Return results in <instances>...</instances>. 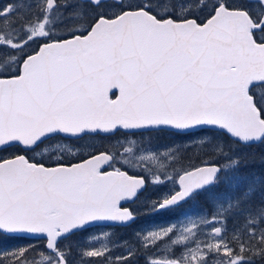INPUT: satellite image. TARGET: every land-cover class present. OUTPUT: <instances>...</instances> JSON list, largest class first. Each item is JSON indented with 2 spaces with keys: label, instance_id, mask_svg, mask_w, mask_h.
Instances as JSON below:
<instances>
[{
  "label": "snow or ice",
  "instance_id": "1",
  "mask_svg": "<svg viewBox=\"0 0 264 264\" xmlns=\"http://www.w3.org/2000/svg\"><path fill=\"white\" fill-rule=\"evenodd\" d=\"M162 129L219 135L161 150L144 134ZM101 134L115 139L78 149L87 158L77 163L64 162L59 144L52 166L0 157V242L45 241L0 246V264H255L249 253L264 261V172L249 170L242 150L264 144V0L0 4V146L34 152L50 137ZM190 149L206 158L184 164ZM149 184L165 189L153 212L179 216L204 197L212 219L141 229L126 255L113 252L128 242L62 243L100 222H133L122 202ZM149 249L160 258L144 256Z\"/></svg>",
  "mask_w": 264,
  "mask_h": 264
},
{
  "label": "rangeland",
  "instance_id": "2",
  "mask_svg": "<svg viewBox=\"0 0 264 264\" xmlns=\"http://www.w3.org/2000/svg\"><path fill=\"white\" fill-rule=\"evenodd\" d=\"M5 2H11V0H0V4L5 3ZM198 133V132H196ZM145 136L151 135L152 137V143L155 146H159L161 148V150H163L164 146L166 145H174V144H184L187 143L189 141L192 140H197L200 137H205V136H213L215 134L212 133H200V134H190V135H186L185 137H174L173 134H165V139L164 140H160V142H155L158 141L159 138L161 137H157L155 136L154 133L148 134L145 133ZM106 138L102 137H97L96 140L99 141V144L101 145H108L110 141H114L115 137H108L105 136ZM170 138L173 139V141H167L166 139ZM95 139H86L87 143L92 145L95 144L94 141ZM61 145V147L63 148V153H71L74 154L77 152V149L72 148L71 144L69 143V141L65 140V141H61V142H54L52 143V145H45L42 148L38 149L39 152L43 151L44 152V147H48L49 151L51 150L50 146H55V145ZM95 146H97L95 144ZM98 149L101 148L99 146H97ZM95 148V147H93ZM92 150L91 147L87 148V151ZM198 151H203V149H190L187 153H185V156L183 158V163L187 164L189 162L196 164V161L194 162V157H192L193 155H195ZM189 157H191V160H189ZM55 158H58V156H55ZM206 158L205 156L203 157V159ZM161 179H163V177H161ZM149 189L146 190L145 193H148L146 197H150V198H157V196H160L161 191L165 190L162 188H154L151 184H149ZM154 195V197H152ZM199 200H201V205H199L198 203H196V205L193 206L194 213L189 212L188 210H185L183 212L182 215H175L172 217V219H170L167 222H162V220L159 218V216H151V215H138L137 220L133 222L132 225L130 226H124V227H120L118 229H114V228H96V229H92L89 230L81 235L79 234H74L72 236H70L67 240L63 241L62 243L67 244V243H72L73 246L79 244L82 247H84L86 250H94L97 247H101L103 245H108L110 247L114 246L116 244V242H128L124 245V248H117L114 252L113 255H120V254H124L126 255V251L125 249L129 246V244L132 245H136V240H135V233H137L139 230L141 229H146V230H154L158 227L161 226H175L177 228V230H181L183 228H191L193 226V222L195 223H200L201 221L204 220H210L211 216H207L204 214L205 211V206H206V199L204 197H200L198 198ZM203 210V211H201ZM217 219H222V217H217ZM217 227H221L222 225H215ZM228 227L229 229H231L232 227V221H228ZM201 231L204 232H211V228H202ZM108 233L109 235L105 236L104 233ZM229 235H231V232L228 233ZM99 236L100 239L96 240V237ZM29 240V239H28ZM34 241V240H31ZM10 242H14V241H9ZM18 242H24V243H18L16 245H24L27 244V241H22L19 240ZM37 242H44L43 239H38L35 242H30L29 244H35ZM0 246L3 247H12L14 246L13 244H9V245H4L3 242H0ZM138 247V245H136ZM161 248H166L167 244L161 245ZM73 250L75 251V247L73 248ZM140 251H143V249H141ZM144 256H147L148 258H160L159 256L156 255V250L154 249H149L147 251L143 252ZM254 260V256L250 257ZM88 264H99L98 261H90L88 262ZM133 264H144V259L143 257H141L138 261H133ZM256 264H264V262H259Z\"/></svg>",
  "mask_w": 264,
  "mask_h": 264
},
{
  "label": "flooded vegetation",
  "instance_id": "3",
  "mask_svg": "<svg viewBox=\"0 0 264 264\" xmlns=\"http://www.w3.org/2000/svg\"><path fill=\"white\" fill-rule=\"evenodd\" d=\"M244 2L246 4H248L249 7H255L256 6V0H244ZM57 140H59V142L67 140L71 144L72 143L75 144L70 139H66L64 137L63 138H58ZM82 144H84V142ZM11 147H13L14 150H16V149L17 150L15 152H11L10 154H6L5 157H10V156L19 155V154H26V155H28L30 157H34V159H36L37 162L45 163L47 166H52L53 161L56 159L55 156L50 155V154H46L43 151L39 152L38 149H36L33 152V151H27L25 149H20V148H18L19 146H11ZM37 153H39V155H37ZM71 155H73V154H71V153H63V159H64L65 163L70 162V160H68V157H70ZM76 161L77 160H75V162ZM148 187L143 192H141L139 194V198L138 199H135L132 202H122V207H128V208L134 210V212L136 214V219L134 221L137 220L138 215H151V216L153 215V216H159V218L162 220V222L165 223V222L169 221L170 219H172L173 216L177 215L176 212H153L151 210V208H150V204H151V202L153 200L158 199L160 196L159 197L157 196V198L146 197L148 193H145V192H146V190L149 189ZM152 197H154V195ZM196 203H198L199 205L202 204L201 200H199V199L193 200L189 204H185L183 206V212L185 210H188L189 212L194 213L195 209L193 208V206L196 205ZM177 211H179V210H177ZM210 219H212V217ZM133 222L130 223V224L127 223L128 225L127 224L126 225L130 226V225L133 224ZM96 228H103V227L102 226H94V227L88 228L87 231L92 230V229H96ZM112 228L116 229V227H112ZM83 233H85V232H78L77 234L81 235ZM18 241L19 240H15L14 242H18Z\"/></svg>",
  "mask_w": 264,
  "mask_h": 264
},
{
  "label": "trees",
  "instance_id": "4",
  "mask_svg": "<svg viewBox=\"0 0 264 264\" xmlns=\"http://www.w3.org/2000/svg\"><path fill=\"white\" fill-rule=\"evenodd\" d=\"M209 131H211V130H209ZM211 132H213V134H215L217 136L219 135V133H217V132H214V131H211ZM154 134L157 137L160 136L162 138L161 140H163L165 138V134H173L174 136H181V135H177L176 133L170 132L167 130H160L158 132H154ZM97 137L103 138L102 135H92V136L87 135V136H84V139H91V138L95 139ZM75 141H76V143H79L78 140H75ZM16 150L12 149L13 152H15ZM97 150H100V149H97ZM102 150H103V148H102ZM242 150L247 155L249 160L251 161L249 170L254 171L256 173L264 172V144H259V143L252 144L246 148H243ZM203 151H199V152L203 153ZM6 154H10V149H7L5 151L4 150L0 151V157H5ZM192 157H194V162L196 161V164H199L200 159H203L204 156L201 155L200 159H197L196 154H195ZM257 199H258V196H257ZM36 245H40V244L37 243ZM252 256L259 258L258 254L253 255L252 253H249V257H252Z\"/></svg>",
  "mask_w": 264,
  "mask_h": 264
},
{
  "label": "water",
  "instance_id": "5",
  "mask_svg": "<svg viewBox=\"0 0 264 264\" xmlns=\"http://www.w3.org/2000/svg\"><path fill=\"white\" fill-rule=\"evenodd\" d=\"M116 90H113V92H115ZM170 130V129H169ZM198 130H200V129H198ZM196 131V130H195ZM13 145H18V144H13ZM11 146V145H10ZM19 146H21V145H19ZM6 147H9V146H0V149H3V148H6ZM22 147V146H21ZM99 224H112V225H115V224H113V223H111V222H100V223H97V224H95V225H99ZM26 237H29V238H34L33 236H30V235H28V236H26ZM35 239H41V238H35Z\"/></svg>",
  "mask_w": 264,
  "mask_h": 264
},
{
  "label": "bare ground",
  "instance_id": "6",
  "mask_svg": "<svg viewBox=\"0 0 264 264\" xmlns=\"http://www.w3.org/2000/svg\"><path fill=\"white\" fill-rule=\"evenodd\" d=\"M18 243H20V242H10V243H9V242H7V243H3V244H4V245H6V244H7V245H9V244L16 245V244H18Z\"/></svg>",
  "mask_w": 264,
  "mask_h": 264
}]
</instances>
